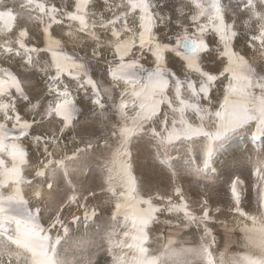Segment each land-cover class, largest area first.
I'll use <instances>...</instances> for the list:
<instances>
[{"label": "snow or ice", "instance_id": "obj_1", "mask_svg": "<svg viewBox=\"0 0 264 264\" xmlns=\"http://www.w3.org/2000/svg\"><path fill=\"white\" fill-rule=\"evenodd\" d=\"M0 58V264H264V0H0ZM245 130L257 142L255 208L232 177L229 227L208 198L194 207L178 178L210 179ZM69 132L83 147L57 158ZM99 139L104 219L89 204L97 192L71 178ZM145 139L170 190L135 174L132 146ZM26 141L42 152L35 163ZM212 224L238 229L242 250H218ZM158 225L167 234L153 237ZM193 228L198 240L179 239Z\"/></svg>", "mask_w": 264, "mask_h": 264}, {"label": "rangeland", "instance_id": "obj_2", "mask_svg": "<svg viewBox=\"0 0 264 264\" xmlns=\"http://www.w3.org/2000/svg\"><path fill=\"white\" fill-rule=\"evenodd\" d=\"M236 47L238 50H244L245 42L243 39L236 41ZM71 46H69V49ZM83 55V53H81ZM251 55V53H249ZM0 64L3 66H9L0 58ZM13 70L15 66L13 65ZM82 107H91L90 103L82 102ZM103 121L99 118L96 120V137H107L108 132H110V126L108 129L102 127ZM52 125H47L41 129H37V132L47 131ZM72 133H66L64 138L60 141L61 150L57 152V158L63 155L64 152L71 154V152L76 147H83L81 139L78 137L76 141L71 139ZM26 146L29 150L32 162L35 163L37 156H41L42 152L36 149L30 142L26 141ZM109 143H114V139L109 138ZM95 150L89 152L87 155L82 157L79 161L73 165L74 171L71 174V178L78 187L84 189H90L97 192V197L95 199L90 198L89 204H95L100 213H102L101 219L106 218L111 211V204H105V197L99 194V185L102 182L103 173L101 171L102 165L104 163V158L107 155V150L104 149V140L99 139L98 142L94 141ZM257 142H255L248 131H241L233 136H231L225 143L224 147L217 153L214 158V167L216 169L215 173H211L210 179L202 180L197 182L193 177L181 175L178 178V183L184 188L185 193L190 198L193 206H197V202L201 198H208L210 204L213 208L219 206L222 211L217 213L216 217L218 220H226L229 222V227H232V216L228 213V203L230 193L228 191V185L230 179L236 175H239L241 179L245 181V186L247 188L245 206L246 210H254L256 201V192L253 190V178L251 176V167L247 156L253 152L254 147H256ZM35 150V151H34ZM52 150L51 148L49 149ZM133 152V165L135 174L141 178V180L150 179L153 183L158 184L163 191L170 190L171 181L170 174L166 167L159 164V159L156 156L155 149L151 144L145 140H139L134 142L132 146ZM172 163L175 167L180 168L183 160L178 157L176 152L172 154ZM221 160V161H220ZM201 185H204L202 188ZM59 192L66 190V185L63 182L58 184ZM86 194V193H85ZM54 206V205H53ZM73 211H76L75 208ZM78 214H82V210ZM165 217H161L164 219ZM98 223L100 220L97 221ZM75 227L74 225L72 226ZM210 227L213 228L214 233L217 236V249L223 250L225 244L230 245L229 250L232 252L241 251L240 244L241 233L239 230H235L232 233H226L223 226L220 224H212ZM156 229L153 230V237L158 236L160 231L167 234V229L164 225H158ZM82 230V229H81ZM196 229L186 230L181 234L179 239L192 242L194 239L198 240L199 233L193 236ZM106 257L101 255L99 257L100 264H105Z\"/></svg>", "mask_w": 264, "mask_h": 264}, {"label": "bare ground", "instance_id": "obj_3", "mask_svg": "<svg viewBox=\"0 0 264 264\" xmlns=\"http://www.w3.org/2000/svg\"><path fill=\"white\" fill-rule=\"evenodd\" d=\"M35 151V150H34ZM221 161V160H220Z\"/></svg>", "mask_w": 264, "mask_h": 264}]
</instances>
